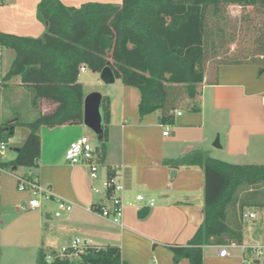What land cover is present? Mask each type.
I'll return each mask as SVG.
<instances>
[{
	"label": "crops",
	"instance_id": "1",
	"mask_svg": "<svg viewBox=\"0 0 264 264\" xmlns=\"http://www.w3.org/2000/svg\"><path fill=\"white\" fill-rule=\"evenodd\" d=\"M39 1L0 0V32L40 37L45 23L37 12ZM58 1L71 7L86 2L121 3V0ZM13 58V50L0 45V90H13L14 102L27 92L32 97V92L19 75L4 79ZM212 59L218 61L207 60L198 94L193 98L184 94L177 98L169 112L171 122H160L158 111L139 117L140 92L136 87L123 85L119 78L111 84L103 82L104 90L100 93L109 98L110 118L105 154L99 161L96 180L89 178L87 163L71 164L64 157L70 142L85 135L82 120L41 126L36 165L25 172H34L52 195L42 201L40 208L25 209L23 204L28 202L29 193L12 191L10 185L16 187L13 176L0 177V264H37V252H45L44 246L53 250H49L52 255L56 253L55 240L71 241L75 237L96 246L118 247L125 264H190L185 258L173 263L169 246L185 245L200 227L209 190L201 167H175L169 161L200 150L228 163L264 165V53L246 57L235 54L229 59L217 55ZM87 70L79 71L78 75L83 98L86 92L80 74ZM37 105L46 108L40 113H49L57 103L41 99ZM32 106L31 103V110ZM69 126L78 128L79 134L59 143L57 138ZM42 128H47L50 135L47 145ZM217 136L219 146H214ZM107 169L118 171L125 195L133 198L134 193H142L154 201L149 206L147 201L132 199L124 207L122 226L86 209L99 200L90 186L99 184ZM173 169L175 174L170 177ZM263 188L264 185L258 187ZM255 190L240 192L236 205L227 211V224L241 232V240L226 236L223 242L204 245L203 264H264V258H257L250 250L264 245V207L260 206L256 212L247 205L258 206L259 202L244 196L245 192ZM58 199L72 202V209L53 223H45L42 216L55 217ZM140 212L144 215L140 216ZM247 212H253L254 217L244 218L242 213ZM231 242L235 245H229L227 254L219 256V246Z\"/></svg>",
	"mask_w": 264,
	"mask_h": 264
},
{
	"label": "trees",
	"instance_id": "2",
	"mask_svg": "<svg viewBox=\"0 0 264 264\" xmlns=\"http://www.w3.org/2000/svg\"><path fill=\"white\" fill-rule=\"evenodd\" d=\"M229 4L264 6V0H121L120 4L86 2L79 7L40 0L37 12L45 23L40 37L0 32V45L14 52L4 79L19 75L32 92L34 107L41 99L57 106L27 122L15 118L0 124L3 139L11 137L19 124L29 129L11 165H36L41 126L82 120L84 93L78 81L81 65L97 73L110 66L123 85L139 90V117L158 111L160 122H171L169 112L179 95L195 97L204 78L208 9L217 12L220 6ZM178 87L183 88L181 94ZM109 104L108 96L102 95L103 134L96 146L98 161L104 157L108 140ZM169 163L175 167L199 166L205 173L209 191L203 222L185 245L169 246L173 263L185 258L190 264H203L204 245L223 242L226 236L241 240V232L227 224V211L236 205L240 192L264 185V165L228 163L200 150ZM36 262L125 264L114 246L89 251L79 258H61L53 253L47 259L39 250Z\"/></svg>",
	"mask_w": 264,
	"mask_h": 264
},
{
	"label": "rangeland",
	"instance_id": "3",
	"mask_svg": "<svg viewBox=\"0 0 264 264\" xmlns=\"http://www.w3.org/2000/svg\"><path fill=\"white\" fill-rule=\"evenodd\" d=\"M206 21V60L216 62L218 60L212 58L217 55H220L222 59H229L234 57L235 54L246 57L257 55L258 52L264 53V6H240L229 4L220 6L217 12H214L212 8H209ZM231 48L234 50L228 53ZM80 75L81 80L84 82V92H86V94L93 91L100 93L104 90L105 84H103L99 75L94 74L90 70H87ZM176 90L180 94L183 92V88L178 87ZM11 95H13V90H4L3 88L0 90V124L6 123L15 118L20 122L33 120L37 113L46 110L45 106L41 105H37V107L32 106L33 110H31L30 92H27V94H21L20 99L14 102L11 99ZM34 112H36V114ZM28 131L29 129L25 125L19 124L15 127L13 135L4 139L7 141L10 148L7 152L8 158L15 157L16 152L14 149L22 144ZM41 131L44 136V144L47 145V143L50 142V135L47 132V128H42ZM84 131V134L90 138L91 144L97 146L100 141L97 135L87 127ZM78 134V128L69 126L64 130L63 134L57 138V140H59V143H62L69 138H75ZM26 168L28 167L19 166L15 171L17 173H23ZM10 184L11 182L9 185ZM10 187L12 188V191L17 192L15 186L13 187L10 185ZM255 189L257 190L253 192H245L244 196L250 198L252 202L264 203V188ZM247 206L256 212H259L260 210V206L254 204ZM249 207H247V209ZM42 219L45 223H53L56 221L57 217L47 219L43 215ZM54 242L57 252L61 247L67 246L70 243V240H55ZM43 249L45 250L46 256H51L50 253L53 250L46 246H44Z\"/></svg>",
	"mask_w": 264,
	"mask_h": 264
},
{
	"label": "built area",
	"instance_id": "4",
	"mask_svg": "<svg viewBox=\"0 0 264 264\" xmlns=\"http://www.w3.org/2000/svg\"><path fill=\"white\" fill-rule=\"evenodd\" d=\"M86 67L81 65L79 71H84ZM180 112H178L179 114ZM163 134H167L164 131ZM10 150L8 143L3 138H0V177L3 174H9L14 177L16 181V188L18 191L28 192L30 198L27 203L23 204L25 209H37L42 206V201L49 199L52 195L50 189L38 180L37 175L28 170L23 173H17L12 169L10 161L13 158H8L7 152ZM65 159L71 164L85 162L88 166V175L91 180H96L99 176L100 162L98 161V153L96 146L90 142L87 135H81L75 140L70 142L68 148L64 153ZM107 174L103 176L99 184L92 183L90 188L93 194L99 197V200L94 202L91 206H87L88 211L97 213L113 222L116 225L122 226V215L126 205L132 203V199L137 202L147 201L149 206L154 204L153 199H147L142 193H137L133 196L124 194V185L120 174L116 169H107ZM1 187V186H0ZM73 203L70 201L58 199L56 201V208L54 216L59 217L64 212L72 209ZM244 218H253V212L242 213ZM229 245H235L231 242L227 245L219 246V256H225L228 251ZM105 247L96 246L89 241L80 237L73 238L67 246H63L55 254L61 258H79L81 255L88 253L92 250L104 249ZM251 252L257 258H264V245H257L250 247ZM47 256V259H51Z\"/></svg>",
	"mask_w": 264,
	"mask_h": 264
},
{
	"label": "water",
	"instance_id": "5",
	"mask_svg": "<svg viewBox=\"0 0 264 264\" xmlns=\"http://www.w3.org/2000/svg\"><path fill=\"white\" fill-rule=\"evenodd\" d=\"M100 79L105 84H111L115 80V75L110 68V66L103 67L99 72ZM101 99L102 95L99 92H90L86 94L83 98V115H82V121L83 124L88 127L90 130H92L98 137V139H101L103 134V116L101 112ZM214 146H219L218 143V136L216 137L214 143ZM15 152L19 151V148L14 149ZM12 169H15V166L12 167ZM175 174V170H171L170 177H173Z\"/></svg>",
	"mask_w": 264,
	"mask_h": 264
}]
</instances>
